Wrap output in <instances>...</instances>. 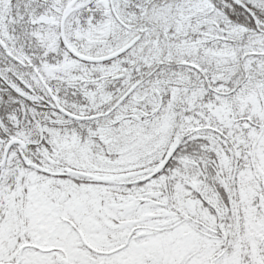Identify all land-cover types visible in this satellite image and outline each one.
I'll return each mask as SVG.
<instances>
[{
  "label": "snow or ice",
  "instance_id": "snow-or-ice-1",
  "mask_svg": "<svg viewBox=\"0 0 264 264\" xmlns=\"http://www.w3.org/2000/svg\"><path fill=\"white\" fill-rule=\"evenodd\" d=\"M0 264H264V0H0Z\"/></svg>",
  "mask_w": 264,
  "mask_h": 264
}]
</instances>
